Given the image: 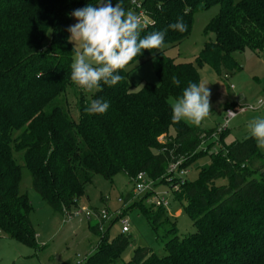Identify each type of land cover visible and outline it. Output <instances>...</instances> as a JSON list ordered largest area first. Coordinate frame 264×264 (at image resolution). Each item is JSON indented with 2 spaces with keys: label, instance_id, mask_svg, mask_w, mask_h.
<instances>
[{
  "label": "trees",
  "instance_id": "obj_1",
  "mask_svg": "<svg viewBox=\"0 0 264 264\" xmlns=\"http://www.w3.org/2000/svg\"><path fill=\"white\" fill-rule=\"evenodd\" d=\"M130 1L122 0L126 11ZM136 1L148 20L141 36L165 30V46L142 50L119 70L122 79L115 86L101 85L89 96L79 86L73 88L74 114L67 100V88L74 86L70 79L74 49L68 39L71 13L99 0H0V232L7 237L35 246L33 207L20 187L22 167L40 199L63 216L77 205L96 175L111 179L120 174L132 184V178L144 172L161 183L171 163L182 159L185 166L205 153L207 144L215 143L210 139L212 129L170 119L169 98L179 96L188 82L199 83V76L191 62H175L165 51L190 34L195 12L219 6L203 29L212 38L195 57L198 66L238 70L234 54L244 48L264 56V0ZM111 3L115 6L117 0ZM178 19L186 25L182 33L168 29ZM146 61L159 83L133 86L129 68ZM173 76L179 86L172 85ZM94 99L108 101L104 114L85 112ZM223 134L218 136L222 147L210 155L208 166L194 182L179 184L176 193L193 232L178 237L170 225L164 255L143 246L125 261L121 253L130 237L108 242L110 224L100 231L95 220L88 228L101 243L85 255L83 264H264V152L251 135L224 146ZM15 154L22 156V165ZM178 182L175 176L169 186ZM131 196L130 189L122 201L128 203ZM146 196L137 206L157 229L167 214L153 204L156 212L145 208Z\"/></svg>",
  "mask_w": 264,
  "mask_h": 264
},
{
  "label": "rangeland",
  "instance_id": "obj_2",
  "mask_svg": "<svg viewBox=\"0 0 264 264\" xmlns=\"http://www.w3.org/2000/svg\"><path fill=\"white\" fill-rule=\"evenodd\" d=\"M218 8V4H213L195 12L190 34L175 46L168 48L165 55L175 62H191L197 69L199 84L205 85L209 91V114L196 126L212 129V134L223 124L224 110L226 108L237 109L236 116L228 122L227 129L222 135V143L226 146L232 141L242 140L249 136V122L257 117H264V56L249 48L236 52L234 59L240 68L234 71L224 67L215 69L207 64L200 66L196 64L195 57L203 44L212 38V34L204 35L203 29L216 16ZM76 22L75 18L71 16L69 27ZM69 37L70 33L68 32V39ZM46 39L50 40V32L47 33ZM69 42L73 46L75 55L77 51H80L81 42H74L70 39ZM128 80L137 87L144 82L154 85L159 83L150 61L129 68ZM76 86L74 84L67 88L68 105L74 114L76 111L72 91ZM94 90L82 89L87 96ZM171 100L174 98H169V103ZM249 107L251 109L239 111L240 108ZM170 133L172 134V131ZM159 141L162 143L165 139L159 138ZM214 142L216 143L207 144L204 147V149L207 148V151L198 155L187 165L184 166L180 159V166L185 171L183 175H180L183 180L188 183L194 182L199 171L208 166L210 155L222 147L220 141ZM258 149L264 152V149ZM14 157L18 164H23L20 154H15ZM174 176H179L178 171L174 173ZM167 178L161 183L155 179L152 189L153 192L161 196L164 192L168 193L169 206L165 209L167 221L157 229L151 226L137 206L142 196L129 201L122 207V213L129 221L128 232H121L120 224L114 216L108 218L105 223L104 227L110 224L107 233L108 242L121 235L130 237L129 245L121 253L122 260L130 259L134 250L143 246L149 247L157 256L164 255L166 251L163 240L170 225L174 226V232L178 237L194 231L192 221L185 213L182 204L176 199L179 189H174L172 194V189L169 186L170 181ZM20 187L27 194L33 207L30 220L36 232L35 246L24 245L0 232V264H74L77 254L80 256L89 255L100 246L98 235L92 233L88 228L89 223L95 221V218L90 216L89 219H86L83 214L64 217L54 212L32 189L31 177L25 167L21 169ZM131 187L132 184L128 183L127 178L123 175L117 174L111 179L96 175L91 183L85 185L84 196L79 198L77 205L71 207L72 209L68 212L82 209L106 210L107 214L111 215L122 206L118 198H122L127 191H130ZM151 201L152 196L147 195L143 198L142 204L150 211L156 212L157 208L152 206ZM174 232H170L169 235Z\"/></svg>",
  "mask_w": 264,
  "mask_h": 264
},
{
  "label": "clouds",
  "instance_id": "obj_3",
  "mask_svg": "<svg viewBox=\"0 0 264 264\" xmlns=\"http://www.w3.org/2000/svg\"><path fill=\"white\" fill-rule=\"evenodd\" d=\"M77 21L68 28L71 41H80V51L71 63L70 79L84 90L112 87L121 79L119 70L138 57L142 50L159 51L165 46V30L141 36L144 25L136 14L126 11L122 0L115 6L111 0H99L96 6L86 4L72 11ZM168 29L184 32L186 25L177 20ZM173 86L180 81L173 76ZM209 91L205 85L188 82L174 100L170 101L171 122L198 125L209 114ZM109 108L107 100L94 99L84 109L89 115L104 114ZM248 129L257 147L264 149V117L250 121Z\"/></svg>",
  "mask_w": 264,
  "mask_h": 264
},
{
  "label": "built area",
  "instance_id": "obj_4",
  "mask_svg": "<svg viewBox=\"0 0 264 264\" xmlns=\"http://www.w3.org/2000/svg\"><path fill=\"white\" fill-rule=\"evenodd\" d=\"M131 4V8L129 11L133 12L134 14L137 15V17L139 18V20L141 21V23L143 25H145L148 20L147 17L143 11V9L141 8L139 2H137L136 0H131L130 1ZM245 109H251V107L249 108H240L239 111H244ZM237 109L235 108H226L224 110V121L223 124L221 125L220 128L215 129L214 133L211 134L210 138L214 139V141L218 140V136L220 133L224 132L227 129V124L228 122L234 118L236 116L237 113ZM178 171V179L179 182L172 185L170 189L173 190H177V188L179 189V184L183 183V179L180 175H183L185 173L184 169L180 166V159L177 160L176 162H173L169 165L168 169H167V174L169 173V175L167 176L168 181H172V178L175 177L174 173ZM154 187V181L152 179H150L144 172H138L133 178H132V187H131V192H132V196H131V200H134L136 198H138L139 196H143V195H151L152 196V204L156 207H162L164 209L168 208L169 206V201L167 199L168 193L164 192L161 196L155 192L152 191ZM174 190V191H175ZM118 201L120 203H122V206L116 210L113 214H107L106 210H101V211H93L90 209H82L80 211L78 210H74L71 212L65 211L63 216L64 217H71V216H77V215H81L83 214L86 219H89L90 216L94 217L95 220H97L100 225H99V230L102 231L104 229L105 223L107 222L108 218H111V216H114L117 221L120 224L121 227V232L125 233L129 231V221L128 219L125 217V215L122 213V207L126 204L122 201V198H118ZM85 260V256H80V255H76L75 259H74V264H83Z\"/></svg>",
  "mask_w": 264,
  "mask_h": 264
},
{
  "label": "crops",
  "instance_id": "obj_5",
  "mask_svg": "<svg viewBox=\"0 0 264 264\" xmlns=\"http://www.w3.org/2000/svg\"><path fill=\"white\" fill-rule=\"evenodd\" d=\"M216 143V142H215Z\"/></svg>",
  "mask_w": 264,
  "mask_h": 264
}]
</instances>
